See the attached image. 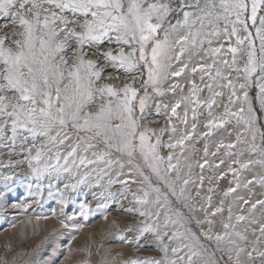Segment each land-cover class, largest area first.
Here are the masks:
<instances>
[{
	"label": "snow or ice",
	"instance_id": "obj_1",
	"mask_svg": "<svg viewBox=\"0 0 264 264\" xmlns=\"http://www.w3.org/2000/svg\"><path fill=\"white\" fill-rule=\"evenodd\" d=\"M0 20V198L55 189L69 233L71 199L85 219L89 195L105 220L119 203L140 217L121 238L160 256L114 264H264V0H0ZM43 244L27 264H56Z\"/></svg>",
	"mask_w": 264,
	"mask_h": 264
},
{
	"label": "rangeland",
	"instance_id": "obj_2",
	"mask_svg": "<svg viewBox=\"0 0 264 264\" xmlns=\"http://www.w3.org/2000/svg\"><path fill=\"white\" fill-rule=\"evenodd\" d=\"M4 23L10 22L0 20V24ZM109 75L113 77V82L117 84L122 80L131 79L123 73L113 71L112 68H107L105 71V76ZM116 77H119V79H116ZM137 83H139L138 78ZM146 123L153 127L163 126L165 118L153 115ZM196 148L198 149L196 157L202 161L203 141L196 144ZM16 171L19 172L20 170L17 169ZM220 171H226V165H222L220 169L205 167L207 177H213ZM8 173V168H0V175ZM227 177L228 187L231 174ZM30 182L26 180L10 182L6 195L0 198V205H3V207H0V257L7 255L11 259L13 256H17L18 264H27L32 259V250L37 245H41L42 241H44V244L41 258L48 257L55 248L57 250L55 253L56 264H82L83 261L88 259L85 249L91 250V264H102L104 260L107 261V264H114L117 261L152 256L158 258L160 256L157 248L147 246L152 240L151 236L148 237L147 242L142 241L143 246L140 247L126 243L121 238L122 236H127L128 239L132 238L134 233H129L128 229L137 223L140 217L123 211L119 203L112 204L109 207L108 218L105 220L103 218L105 213L95 207L97 201L89 195L87 201L92 205V210L85 219L79 215V204L83 197L71 199L64 210L65 215L76 213L77 222L83 224L84 227L79 231L69 233L68 230L61 228L59 223L60 204L55 189L52 190L53 194L51 196L47 188L43 190L42 198L36 196L34 190L33 195L29 196L27 184ZM213 184L221 186L220 180H214ZM209 186L206 180L205 189ZM219 187L216 189L221 191ZM113 190H119V186H115ZM133 190H135V185H133ZM253 190L256 193L253 198H260L261 193H264V189L259 186H256ZM4 191V186L0 183V192ZM215 194L213 196L214 202L220 198V194ZM242 194L247 195L248 193ZM129 200H131L130 196ZM129 200L122 201L125 207L129 206ZM15 203H27L31 206L26 210L13 208L11 205ZM53 211L56 212V215L52 214ZM37 217L40 219L37 220ZM45 237L48 238L47 241H45ZM72 237H75V239H72ZM69 244L71 251H69Z\"/></svg>",
	"mask_w": 264,
	"mask_h": 264
},
{
	"label": "bare ground",
	"instance_id": "obj_3",
	"mask_svg": "<svg viewBox=\"0 0 264 264\" xmlns=\"http://www.w3.org/2000/svg\"><path fill=\"white\" fill-rule=\"evenodd\" d=\"M215 172V171H214ZM221 186L219 187L221 190L222 189H226L227 185H228V177L221 179L220 180ZM254 191V190H253ZM221 191L216 189V194L215 195H219Z\"/></svg>",
	"mask_w": 264,
	"mask_h": 264
}]
</instances>
